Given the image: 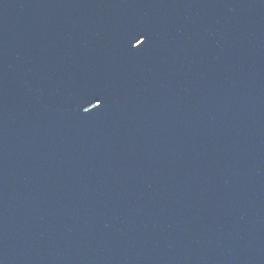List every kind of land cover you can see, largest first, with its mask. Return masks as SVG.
<instances>
[{"label":"water","instance_id":"obj_1","mask_svg":"<svg viewBox=\"0 0 264 264\" xmlns=\"http://www.w3.org/2000/svg\"><path fill=\"white\" fill-rule=\"evenodd\" d=\"M0 264H264V0H0Z\"/></svg>","mask_w":264,"mask_h":264},{"label":"snow or ice","instance_id":"obj_2","mask_svg":"<svg viewBox=\"0 0 264 264\" xmlns=\"http://www.w3.org/2000/svg\"><path fill=\"white\" fill-rule=\"evenodd\" d=\"M140 42H142V41H140ZM135 47H136V45H135ZM96 106H98V105H95V107H96Z\"/></svg>","mask_w":264,"mask_h":264}]
</instances>
